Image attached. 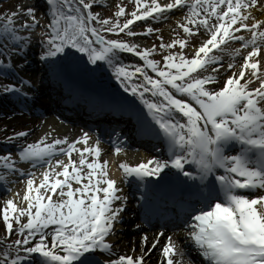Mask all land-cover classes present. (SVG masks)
Segmentation results:
<instances>
[{
  "label": "snow or ice",
  "instance_id": "1",
  "mask_svg": "<svg viewBox=\"0 0 264 264\" xmlns=\"http://www.w3.org/2000/svg\"><path fill=\"white\" fill-rule=\"evenodd\" d=\"M93 2L47 0L50 22L48 32L41 34V61L56 72L62 61L86 57L92 67L83 70H110L124 91L147 110L146 114L142 110L130 112L136 119L138 135L162 141L167 152L166 159L152 156L120 165L125 178L134 176L133 182L144 190L146 210L153 208L161 194L172 196L191 221L185 227L205 264H264V194L259 192L264 190V64L254 58L264 47V22H248L249 8L257 0H135L130 18L121 6L115 20L100 19L91 10ZM173 9L183 12V22L177 24L185 34L202 37L198 45H192L190 55L183 50L185 39L161 43L160 48L180 46L179 51L164 54L161 62L150 58L157 51L156 45L140 49L135 43L108 35L123 31L137 35L129 26L141 19L146 25L141 34L158 31L148 25V19L167 18L166 13ZM23 14L28 19L20 23L15 21L18 12L0 17V57H8L0 59V73L4 75L13 70L11 56L30 45V33L37 23L31 7ZM228 41H239V46L231 50L220 47ZM241 49L245 53L239 71L233 70L222 86L213 87L219 75L216 69L222 67L219 53L235 56ZM122 52L134 53L143 63H125ZM227 67L233 69V63ZM245 69L250 70L247 76ZM19 79L21 85L31 83ZM2 90L29 96L15 84H5ZM27 135L24 130L6 139ZM49 136L51 133L26 142L18 153L19 161L44 166L37 184L34 174L18 168L10 153L0 155V167L6 172L28 177L23 195L26 207L18 208L9 198L0 209L6 235L14 230L17 237L5 240L0 264H24L32 253L39 254V264H142V256L97 259V250L112 253L106 237L124 208L123 203L114 205L113 201L127 199L116 195V182L106 170L108 162L98 159V141L89 146L86 133L71 142L66 137L49 142ZM78 142L84 146L77 147ZM112 143L119 153L124 143L119 135ZM61 144L66 147H57ZM57 154L66 156V162L53 160ZM0 181L7 183V176H0ZM161 235L162 231L157 233V237ZM145 239L142 237V243ZM157 242L153 240V246ZM160 251L166 264H174L171 255L177 249L171 237Z\"/></svg>",
  "mask_w": 264,
  "mask_h": 264
},
{
  "label": "bare ground",
  "instance_id": "2",
  "mask_svg": "<svg viewBox=\"0 0 264 264\" xmlns=\"http://www.w3.org/2000/svg\"><path fill=\"white\" fill-rule=\"evenodd\" d=\"M161 2H163V0H161ZM19 3L21 6V10L19 9L17 10L19 15L15 18V21L20 23L22 20L28 19V17L24 16L23 11H22L23 6H24V0H20ZM41 10H43V8ZM45 12L47 11L45 10ZM249 12L251 16V19H249L248 21L249 23L253 22V19L261 20L262 22H264V0H257L255 5L250 6ZM172 14H173L172 11L169 10L168 13H166V16H171ZM201 41H202V38L200 42ZM0 48H2V46H0ZM41 50H42L41 42H38L37 40H34L31 37L30 45L23 52H18L20 56L22 57L27 56V58L29 57L31 61V62L26 63V65L24 66L23 75L27 76V72L30 73V75H33L34 74L33 72H36L38 70L39 71L38 74L41 73V75H44L43 81L42 83H40L41 87L44 86L47 89L48 94H51V93L52 95L55 94L54 95L55 99H57L56 95H58L59 98L61 99L59 100L58 98L56 101V104L60 106L62 110L71 111L74 115H76V119L84 120L86 118L91 119V117L93 116H95L96 118L101 117L100 115L94 113L91 110L93 103L96 101V98L92 96V94L79 97L77 95H81L80 86L78 88H76L74 85L67 86L66 83H64L60 79H58L57 81L50 80V77H48V74L54 71L46 63H43L41 61L40 59ZM248 50H250V47ZM71 51L75 52V50H71ZM244 53H245V50L241 49L240 54L235 55V56H231V55L222 56L221 55L222 56L221 62L226 63L227 65L230 63V61H234L235 63L233 64V69H230L229 74H232L233 70H235L236 72L239 71V67L243 62ZM75 55L79 57L82 54L75 53ZM254 58L260 60L261 64H264V47H262L261 52L256 54ZM0 59L7 60L8 57L7 56L0 57ZM250 59H253V58H250ZM16 61H17V57L11 56L13 70L10 71L7 75L0 73V107L5 106V108H7L6 111L4 112L0 111V140L6 141L7 150L5 151H7L8 153V151H12L13 149L21 148L26 142H34L38 140V137H41L42 135H45L47 133H50V131H53L50 129L52 126L55 129H57L56 130L57 133L62 134L61 139L66 137L67 140H69L67 142L73 141V140L70 141V139L72 137L78 136V132L80 130L79 126H75L71 131L65 132V129L63 127H59L56 121L48 118L49 117L48 113L39 114V116H33L29 112L23 111L22 109L17 107L14 103H10V105L7 104L10 98L15 97L16 95L12 93L4 92L2 90V87L5 84H15L18 87H22L23 91L29 93V96H28L29 98L36 100V101L40 100L42 88H40L38 85L34 86L32 84H24V85L20 84L19 78H22V75L20 74V71L16 65ZM133 64H139V63H133ZM86 65H88L86 61V57L83 60H79V61L72 60V59L65 60V61H62L60 65H58L56 72L59 73V75H63L60 73L61 70L68 71L70 69L71 70L70 72L73 73L75 70L80 69L81 75L79 76V79L74 80L77 84H79L80 80L90 81L89 79H90L91 73L83 70ZM212 67H215V65H212ZM249 71H250L249 69H245L246 76H247V73H249ZM225 72L227 71H225L224 68H221L217 72L219 75L217 76V81L213 82V85H212L213 87L222 86L224 82L223 75L225 74ZM102 74L107 75V76H112L111 71L108 70L106 67L103 70ZM257 75H259V73H257ZM34 78H36V75H34ZM25 80L28 81L27 77ZM36 82H37L36 80L33 81V83H36ZM250 83L255 84L256 81H251ZM23 107L28 109L31 106H30V103H27L23 105ZM143 112L146 114L147 110L145 109L143 110ZM48 127H49V130H47ZM24 130H27V133H28L26 137H21L18 140L17 139H6V137H12V134L14 132H19V131H24ZM88 137H89V141H88L89 143L92 140V137L91 136H88ZM83 146L84 145L82 142L77 143V147H83ZM57 147H66V144L57 145ZM160 150H161V153L159 154L160 158L166 159L167 152L163 144L161 145ZM5 154H6L5 152L4 153L0 152V155H5ZM85 155L88 156L89 159H92L91 155L87 153ZM73 156L78 159V153L74 152ZM64 157L67 160V157L66 156ZM131 157L133 158L131 159ZM149 158L151 157L149 156L148 157L129 156L128 159L130 160L134 159V162L137 163L141 160H147ZM25 183H26L25 179L20 180L21 185ZM74 186H75V183H74ZM116 188H117L116 195H119V192L124 190V188H126V185L123 182H120L119 184H117ZM259 192L261 194H264V190H259ZM133 196H134V193L129 194L128 196L129 203L136 202V198L135 196L134 197ZM6 200L7 199H5L4 202ZM117 203H118V200L113 201L114 205ZM130 207L128 208V210H130L131 215L125 218H122L119 215L118 220H122V221L125 220L124 222L129 223L133 219L137 218L136 210L133 209L134 205L130 204ZM118 222L119 221H117V223ZM186 223H191V221L188 219L185 220L183 226L180 227L181 230L177 233H173L172 234L173 237L171 239V243H175L177 245L178 253L176 254L175 258L178 261H180L181 264L186 263L185 255H184L185 249L189 250L191 254H194V255L198 254L196 251L197 248L194 245L193 240L190 239L188 236L189 229L185 227ZM133 226L134 225H131L129 229H126L128 232L126 233L123 232V236L125 237H123V239L122 238L119 239L120 242H117L119 244L110 243L112 246L111 255H109L108 253H101L99 252V250H97V259L102 262L107 259H115L119 255H133L134 257L142 256L143 257L142 264H162L163 254L160 251V249L162 245L166 242L167 237L165 238V235H163L162 237L159 238L157 237V233L159 231H162L163 229L155 231L153 229L145 228L141 225L138 227V229H134ZM3 229H4V226L1 222L0 223V237H1V233L3 232ZM142 237H146L143 243H142ZM153 240L158 241L157 244H155L154 246H153ZM149 248H151L150 251H149ZM181 253H183V255H181ZM29 256H32L33 258H37L40 260L39 254L37 253H32ZM203 263L205 264V262H202V260H200V264H203Z\"/></svg>",
  "mask_w": 264,
  "mask_h": 264
},
{
  "label": "rangeland",
  "instance_id": "3",
  "mask_svg": "<svg viewBox=\"0 0 264 264\" xmlns=\"http://www.w3.org/2000/svg\"><path fill=\"white\" fill-rule=\"evenodd\" d=\"M20 0H0V17L4 16L5 14L11 13V12H17V10H21L20 6ZM26 2V3H25ZM43 8L47 10L45 12L44 10L38 9V7H31L29 6V2L24 0V6L23 10L27 7H31L34 10V14L36 17V27L34 28L33 31H31L30 35L33 37L34 40H37L38 42H41L43 39V36L41 35L42 33L48 32V29L46 25L50 22V17L48 15L49 13V4L47 3V0H41ZM124 7L125 8V14L130 18V12L134 9L135 7V0H94L91 10L95 13L99 14L100 19H103L105 17H111L113 20L116 19L115 17V12L118 11L119 7ZM22 10V11H23ZM183 12L178 11L177 9L173 10V14L171 16H166L167 18H162L158 20H152L148 19V25H150L153 29H156L158 31H153L151 33L147 34H141L142 31L145 29L146 25L143 19L137 20L133 22V25H130L129 28L137 33V35L134 36H129L127 31H123L120 33H111L108 34L110 38H119V39H124L127 40L130 43H135L138 45L140 49L144 47H151L152 45H156L157 51L153 52L150 56V58L160 60L162 62V56L166 54L169 51H179L180 46L175 45L171 49L167 48H160L161 43L163 44H168L170 43L173 39H185L186 44L184 47V52L186 55H190L192 52V45H198L201 36L198 33H193L191 35L185 34L181 28H179L177 21L183 22L182 20ZM125 16L120 17L121 22H123V19ZM19 23V22H16ZM31 23V22H30ZM2 46V45H0ZM228 49H232V44L226 46ZM216 52V51H214ZM222 56H226L229 54V52H224V53H219ZM14 57H17L16 65H23V63H27L30 61V58L28 59L27 57L22 58L18 53L13 54ZM22 60H25L24 62H21ZM27 59V60H26ZM121 59L125 63H139L142 64L143 61L134 55V53H128V52H122L121 53ZM31 62V61H30ZM230 63L234 64V61H231ZM222 67L224 68L225 74L223 75L224 79L227 75H229L230 69L227 67L226 63L221 62ZM221 68L216 69V72H218ZM199 71V69L197 70ZM211 71V69H209ZM149 74L154 75L151 73V70H149ZM248 75V73H247ZM222 77V76H221ZM118 85H120L119 81H117L115 78H113ZM53 131H50L51 136L48 137V141L50 142L52 139L55 138H62L61 133H57V129H55L53 126L50 128ZM49 130V127L48 129ZM40 137H38L39 139ZM11 154L12 158L17 162L16 166L19 165V157L18 154L15 152H8ZM55 159H64L62 158L61 155L54 156L53 160ZM65 160V159H64ZM112 167V166H111ZM3 168V167H0ZM59 170V166H57V171ZM37 172H34L33 174V180L34 184L39 183L40 179H42L43 172H44V166L41 165V167L37 168ZM112 171L115 173V170L112 169ZM4 174V173H3ZM2 176V175H0ZM27 176L21 179H25L27 181ZM18 180V181H20ZM7 187V186H6ZM27 188V184L21 185L20 182L13 183L10 187L7 188V191H3L0 193V209L4 206L5 199H13V202L17 205V207H26L27 201L23 199L24 192ZM53 198H55V194L53 193ZM22 220L25 219V217L21 218ZM2 222L4 229L3 232L1 233V237H4V240H0V249L4 248L6 246L5 240L10 241L16 239V234L14 233L12 235H6V230H5V225L3 223L2 219V212H0V223ZM15 224V221H13ZM118 227L116 226L115 228L110 231L109 235L106 237V239L112 243L113 240H115L117 233H118ZM14 254V253H13Z\"/></svg>",
  "mask_w": 264,
  "mask_h": 264
}]
</instances>
